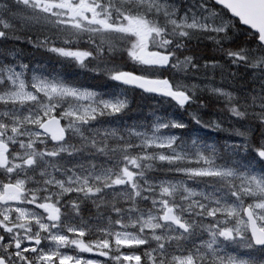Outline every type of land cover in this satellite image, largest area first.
Here are the masks:
<instances>
[{
	"label": "snow or ice",
	"instance_id": "6c2138e0",
	"mask_svg": "<svg viewBox=\"0 0 264 264\" xmlns=\"http://www.w3.org/2000/svg\"><path fill=\"white\" fill-rule=\"evenodd\" d=\"M0 264H264V0H0Z\"/></svg>",
	"mask_w": 264,
	"mask_h": 264
},
{
	"label": "trees",
	"instance_id": "16d2710c",
	"mask_svg": "<svg viewBox=\"0 0 264 264\" xmlns=\"http://www.w3.org/2000/svg\"><path fill=\"white\" fill-rule=\"evenodd\" d=\"M79 46L81 48H87L88 45L84 42V40H81L79 42ZM17 48L22 49V60L25 63H28L30 61L35 62L36 60H39L42 65H48L53 67V72H59L61 73L65 78L72 79L80 84L90 87V88H100L103 89L106 87L105 83L94 79V74L90 72L83 71L77 67H74L72 65L68 64H61L60 61L57 58H49L48 54L41 55L40 53L36 52V50L32 49L30 45H23L17 42ZM105 54L107 55V50L105 48ZM118 61V60H117ZM129 62V63H128ZM125 65L121 64L120 66L125 68V70H132L133 68H136L137 66L134 65L131 61H128ZM119 64V63H118ZM216 82H219V74H217ZM114 82H107V86L110 89V85ZM121 89L125 88L124 86H120ZM129 98L131 100V107L133 111H131L125 119H128V122L131 123L132 119L137 120H143L145 123L149 122L152 117L150 113L152 112L153 108L158 109V114H162L166 109H168L167 105H164L163 108H161L159 105H157L155 100L147 99V95H141L140 92L136 91H129L128 93ZM205 99H210L207 94H204ZM221 105L216 103V101H211L209 104V107L206 109H203L200 111V114L202 115V118L207 120L209 118H219V117H227V112H221ZM196 105L192 106L191 110H195ZM170 111H175L174 109H168ZM184 118L191 123L190 118L185 113ZM193 130L196 129L197 126L191 125ZM223 126L227 127L228 120L224 119ZM200 135L207 134L209 135L213 140L221 139V138H227V133L224 132H211L207 129H200L199 130ZM238 139V138H233ZM87 215V212L85 213ZM145 247V246H143ZM141 248V250L143 249ZM142 254V251H141Z\"/></svg>",
	"mask_w": 264,
	"mask_h": 264
},
{
	"label": "rangeland",
	"instance_id": "374dc122",
	"mask_svg": "<svg viewBox=\"0 0 264 264\" xmlns=\"http://www.w3.org/2000/svg\"><path fill=\"white\" fill-rule=\"evenodd\" d=\"M119 55H121V56H123V60L122 59H117L118 61H116L117 62V64L120 66L121 64H123V65H125L126 63H124V60H127V62L128 61H131V60H128L127 59V54L126 53H121V54H119ZM129 63V62H128ZM44 67H43V71H45L46 73H52L53 71H52V69H53V67H51V66H48V65H43ZM204 94H207L206 92L204 93ZM29 207H31V206H29ZM37 211H39V210H37ZM143 246H141V248H142ZM61 251H68L69 252V254H71V249H61ZM122 251H128V249H122ZM79 255H81V256H83V257H85V258H96V257H93V254H91V253H79ZM98 259H101V260H103L104 258L103 257H98Z\"/></svg>",
	"mask_w": 264,
	"mask_h": 264
},
{
	"label": "water",
	"instance_id": "95a60500",
	"mask_svg": "<svg viewBox=\"0 0 264 264\" xmlns=\"http://www.w3.org/2000/svg\"><path fill=\"white\" fill-rule=\"evenodd\" d=\"M125 87H130V86H125ZM137 91H139V92H140V90H138V89H137ZM144 95H148V94H144Z\"/></svg>",
	"mask_w": 264,
	"mask_h": 264
}]
</instances>
